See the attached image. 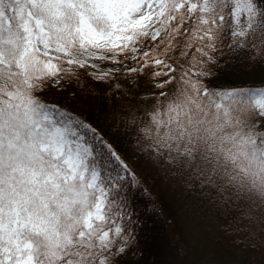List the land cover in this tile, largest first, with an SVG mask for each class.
I'll list each match as a JSON object with an SVG mask.
<instances>
[{"label":"snow or ice","instance_id":"snow-or-ice-1","mask_svg":"<svg viewBox=\"0 0 264 264\" xmlns=\"http://www.w3.org/2000/svg\"><path fill=\"white\" fill-rule=\"evenodd\" d=\"M240 52L264 61V0H0V264H115L135 241L128 165L40 95L89 68L149 81L138 150L264 237V87L205 83Z\"/></svg>","mask_w":264,"mask_h":264},{"label":"trees","instance_id":"trees-1","mask_svg":"<svg viewBox=\"0 0 264 264\" xmlns=\"http://www.w3.org/2000/svg\"><path fill=\"white\" fill-rule=\"evenodd\" d=\"M249 56L246 66L257 69L256 75L235 71L232 69L233 60L222 58L219 62L228 65V70L225 66L213 67L215 75L205 78V83L214 89L262 86L264 63L261 60L253 62ZM88 73L86 70L78 80L64 81L66 90L60 93L48 88L40 93L41 98L58 103L62 109L90 124L96 129L98 137L111 145L130 166L129 155H135L134 158L138 156L132 148L129 130H119L117 140L114 136H107L105 130L111 128L112 121L116 124L114 117L126 112L125 102L129 101L127 105L140 111L139 106L145 98L139 94L151 89L150 82H145L143 87L139 86L133 96L123 95L118 99L106 83L93 80ZM127 136L129 138L126 139ZM150 170L148 164L144 163L141 169L135 165L127 174L123 173L124 183L130 186L128 211L131 215L125 220L133 221L131 227L135 241L115 264H174L182 259L187 264V259L196 258L194 254L201 255L197 264H212V261L219 264H264V237L260 235L259 221L244 227L248 223L246 220H235V212L221 210L210 201L206 192L184 180L183 185L182 182L180 184L184 190V199L177 202L167 185L158 189L151 187L146 180ZM189 187L191 190L186 191ZM209 210H212V214ZM221 218L225 226L220 224L218 227ZM216 229H219V235ZM179 240L184 249L179 246Z\"/></svg>","mask_w":264,"mask_h":264},{"label":"rangeland","instance_id":"rangeland-1","mask_svg":"<svg viewBox=\"0 0 264 264\" xmlns=\"http://www.w3.org/2000/svg\"><path fill=\"white\" fill-rule=\"evenodd\" d=\"M249 55H251V54H249L248 52H240V53H237V54L232 55L230 57L226 56L224 58H228L229 60L230 59L233 60V64H232V66H234V68H232L233 70H235V71L238 70V71H240V73H244L245 75H252L254 73L256 75L257 69H255V68L250 69V68H248L249 66H246L248 64V56ZM121 59H122V57H121ZM262 62L264 63V61H262ZM96 63L99 64L100 70H108V69H111L113 67H116V65H113L112 63H110L108 61H103V62L96 61ZM127 63L130 67L134 66L130 61ZM219 65H220L219 66L220 68L225 66V67H227L226 70H228V65H224L223 63H220V62H219ZM247 69H249V70H247ZM93 71H95V69H92V68L87 69V72H89V73L93 72ZM132 79H133V76H131V75L125 77L123 72H121L119 74V82H121V83H123L125 80H132ZM115 82L116 81H113V83H115ZM145 82H147V80L145 78H141L140 82H139V86L143 87ZM106 84H107L110 91L111 90L114 91V93H115L114 96L116 95V97L118 99H119V96L123 97L122 92H127V95H124V96L130 97V96H133L134 91H136V90L128 91L126 88H122L121 91L117 92L113 89V87L110 84H108V83H106ZM62 87H64L63 83H62ZM258 87H264V84L262 86H258ZM49 88L56 93L61 92V91H57L55 88H51V87H49ZM152 91H153V89L151 88V89H147L146 91L141 92L139 94L140 96H143L145 98V100H143V102L139 106L140 111H136L135 109H133L129 105H127V103L129 101H127V103L125 102L124 103L125 108H127V109H125L126 112L121 116L114 117L116 124H114V121H112L111 128L110 127L107 128L105 130V132L107 133V136H109V137L114 136V138L117 140L119 130L124 131V130L128 129L130 134L132 135V138H131L132 148L135 149L134 151L137 152L136 156H138L137 158H134L135 155H134V157H132V156L130 157V155H129L128 160L131 164H129L130 166H128V168H129L128 171H130V168L132 166H135V165H137L138 169H141L142 165L144 163H147L149 169H151V170H150L149 176L146 177V180L151 184V187H153L154 189H158L162 185H167L170 189V192H172V194L174 195L175 200L177 202H179L181 199L182 200L184 199V190H183L182 186H180V184L182 182L181 185H183V180L187 181L186 178L183 179L184 176L174 172V170L171 168L165 167L161 161L149 159V157L146 154L139 151L137 148V144H136V133H135V131L130 126L126 127V121L130 118L131 114L135 113L136 115H140V114H142V111L144 108L150 107V105L153 101L147 94L151 93ZM114 128H115L116 132L114 131ZM122 136H124V135H122ZM125 138L127 139L129 137L127 136ZM123 173L124 172H121V175H123ZM191 185L193 186V184H191ZM187 190H191V187L186 189V191ZM186 191H185V193H187ZM209 212H211V214H212V210H209ZM222 221H223V218H221L219 223H218V221H216L215 224L218 223V227L220 226V224H221V226L222 225L225 226V224L222 223ZM217 230H218V235H219V229H216V232H217ZM222 235H223V233H222ZM221 238H222V236H221ZM181 243H182V241L179 240V246H181V249H184L183 248L184 246ZM193 256H195L196 258L187 259V264H193V262L195 264H197V261L199 260V258H201L200 254H194ZM174 264H185V262L182 259V260H179L178 263H174ZM212 264H219V263L212 261Z\"/></svg>","mask_w":264,"mask_h":264}]
</instances>
